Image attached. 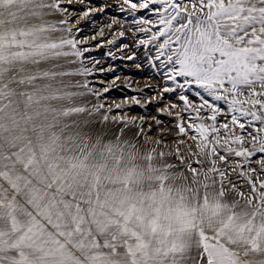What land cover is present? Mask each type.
Wrapping results in <instances>:
<instances>
[{
	"label": "rangeland",
	"instance_id": "obj_1",
	"mask_svg": "<svg viewBox=\"0 0 264 264\" xmlns=\"http://www.w3.org/2000/svg\"><path fill=\"white\" fill-rule=\"evenodd\" d=\"M66 2L68 0H8L5 5H0V264H264V164L258 155L248 157L249 152L264 144V128L256 137L243 138L248 141L246 148L238 142L230 143L232 137L221 138L218 144L215 138L208 139L203 130L199 135L178 131L174 124L182 111L178 108L173 117H159L165 124L158 125L159 132L168 134L171 131L176 141V146L166 154H155L129 141H123L122 145L117 139L112 142L115 133H109L110 141L103 146L107 155L102 157L98 168L104 167V159L110 161L117 157L119 170L116 169L114 176L125 179L115 187L107 184L28 186L24 167L14 168L16 159L21 163L24 150L32 144L34 133L39 132L40 114L56 100L47 92H35L36 84L43 89L48 82L74 68H79L82 80L88 79V75L101 78V81L106 79L92 71L95 68L92 58L76 54L86 49L69 46L68 41L76 35L71 29L84 17L59 6ZM242 6L261 5L259 0H245ZM71 16H77V19L66 23ZM257 31H260L259 26ZM90 32L91 29L86 28L84 37L76 43H85ZM94 55L97 59L101 57L99 53ZM105 58L99 60L105 63ZM37 62L42 64L40 71L31 69ZM117 75L121 76L118 82L124 84L129 74L118 72ZM131 79L136 82L135 86L156 82L147 73L143 76L134 74ZM254 79L255 85L247 90L249 95L240 93L239 102L246 108L260 102L251 93L264 92L261 78ZM9 93L18 99L11 101ZM98 100L100 106L110 103L104 96ZM170 103L173 101L157 107H166ZM183 119L187 123V118ZM239 138L237 133L236 140ZM144 152L147 157L142 154ZM237 152L243 153L239 159ZM151 166L154 170H150ZM165 167L183 168L190 182L184 186L189 188L197 176L202 177L207 171L212 175V178L203 177L201 182H206L207 193L212 192V187L218 188L221 198L213 200L203 222L197 215L184 220L179 216L151 217L148 184L143 185V180L151 172L160 174ZM256 171L263 176L258 177ZM235 174L237 180L231 177ZM138 180H142V185ZM207 238L220 245L210 241L204 245Z\"/></svg>",
	"mask_w": 264,
	"mask_h": 264
},
{
	"label": "snow or ice",
	"instance_id": "obj_2",
	"mask_svg": "<svg viewBox=\"0 0 264 264\" xmlns=\"http://www.w3.org/2000/svg\"><path fill=\"white\" fill-rule=\"evenodd\" d=\"M244 2L68 0L59 6L83 15L84 19L71 29L76 35L68 44L86 49L76 54L92 58L93 72L113 78L111 87L102 84L106 94L122 89L130 92L133 102L126 106L154 108L157 125L164 124L159 117H173L176 109H182L175 118L181 133L199 135L203 130L218 144L221 138L232 137L230 143L238 142L246 148L248 141L243 138L256 137L264 128V92L250 94L260 101L250 108L239 102L241 92L249 95L247 90L256 83L254 77L264 83V0H259L260 7H243ZM77 16L69 17L66 23ZM86 28L91 32L85 43H76L84 37ZM94 53L106 57V62ZM118 72L129 74L122 85ZM145 73L156 82L134 87L131 76ZM124 100L129 98L125 96ZM167 101L173 103L157 107ZM242 155L236 153L238 159ZM257 155L264 164V144L248 153L250 158Z\"/></svg>",
	"mask_w": 264,
	"mask_h": 264
},
{
	"label": "bare ground",
	"instance_id": "obj_3",
	"mask_svg": "<svg viewBox=\"0 0 264 264\" xmlns=\"http://www.w3.org/2000/svg\"><path fill=\"white\" fill-rule=\"evenodd\" d=\"M7 1L8 0H0V5H5ZM101 57L103 56L101 55ZM31 69L40 71L43 69L42 64L40 62H37L34 64V66ZM88 77H89L88 79L82 80L81 72L79 71V68H74L69 72L62 74L56 80L48 82L43 89L39 87L38 84L35 85L36 86L34 89L35 92H39V91L47 92L50 95H54V97H56V100L51 105L46 106L47 111L45 113L40 114L38 119L40 125L39 132L37 134L34 133L35 134L33 136L34 139L31 138L33 139L32 144H30L29 147L28 148L26 147V149L24 150L23 152L24 156L22 159H20L21 163L18 161L19 159H16V161L14 162V168L20 169L24 167V169L27 171L28 186H39V185L43 186V185H51V184H57L60 186H66L69 184H73L76 186H79L78 184H85V185L104 184L106 186L107 184V186L115 187L117 184L120 185V181L125 179V177L119 178L117 175L114 176L116 169L119 170L118 169L119 167L117 168L118 165V160L116 159L117 157L110 161H107L109 160L107 158H106L107 160L104 159L105 161L104 167L102 169L98 168V164L100 163L101 159L105 158L107 155L106 152H104L103 146L107 144L108 141H110L109 133H115L114 137H112L113 138L112 142L117 139L118 143L119 144L121 143L122 145L123 141L125 142L129 141L130 144L135 145L136 147L146 148L150 151L155 152V154L159 152H163V154L170 153L172 147L176 146V141L175 139H173V136L171 134L172 132L170 130H168L170 131V133L167 132L168 134H163L164 131L162 132V134L159 132L160 127L158 128V125L156 123L155 115H157V113L155 112L154 108H148L142 110L138 107L135 108L127 107L126 105L131 104L133 102L130 99L132 94L123 89L121 91H113L109 94H106L105 87H102V84L106 85L107 87H111L112 79H113L111 76L106 77V79H104L103 81L100 80L101 78L98 79L97 77H90L89 75ZM103 96L105 97V101H110V103L107 105L103 104L104 106H100L98 98H101ZM125 96H127L129 100H124ZM8 97L11 101H15L18 99V96L12 95L11 93H9ZM169 126L171 128V125ZM162 129H164V127ZM124 144L126 145V143ZM145 152L142 154L145 155ZM153 154L152 156H154ZM233 159L234 158H232V160ZM141 160H143V158ZM223 161L226 160L224 159ZM235 162L237 163V161ZM123 165L124 164H122L121 166L123 167ZM140 165L142 166V164ZM133 167L134 166H132V168ZM177 167H175V169ZM128 168L127 170L129 171ZM150 168H151L150 170H154L152 169V166ZM185 172L183 168L178 170H173L170 167H165L160 174L155 175L153 172H151L147 175V177L144 176L146 178L143 180V185L145 183L148 184V190L147 189L146 190L147 193H149L148 197H150L152 203V207H151L152 218L161 219L166 216H179L184 220L188 216L197 215L199 221L203 222V218L208 216L210 212V204L213 203V200L219 201V199L221 198L220 190L216 187H212L210 188L212 192L207 193L206 192L207 185L205 184L206 182L205 183L201 182V179L203 177L212 178V175L208 173V171L205 175H202V177L197 176L195 180L192 181L193 184L192 187L190 185V188L189 186L188 187L184 186L185 184L187 185L188 183H190L187 181L189 175ZM255 173H257L258 177L263 176L262 173H258L257 171ZM132 175L135 174L133 173ZM231 177L235 180L238 179L236 174ZM141 182L142 180L140 181V185H142ZM135 193L133 195H135ZM114 195H118V194L114 193ZM113 199L114 198H112V200ZM136 204L137 203H135V207ZM183 235L185 236L186 234ZM186 240H187L186 237H184V242ZM206 241H210L212 243H216L217 245H220L219 243H217V241H214L213 239L210 238H207L206 240L203 241L204 245ZM215 250H217V248ZM215 252L216 251H214L213 253L215 254Z\"/></svg>",
	"mask_w": 264,
	"mask_h": 264
}]
</instances>
